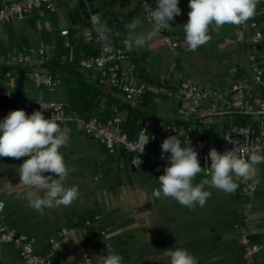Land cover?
Wrapping results in <instances>:
<instances>
[{
    "label": "crops",
    "instance_id": "obj_1",
    "mask_svg": "<svg viewBox=\"0 0 264 264\" xmlns=\"http://www.w3.org/2000/svg\"><path fill=\"white\" fill-rule=\"evenodd\" d=\"M7 1L0 0V6ZM188 3L189 0H179L181 14L174 21H169L173 31L182 37H185L183 25L189 18ZM40 22L41 30L36 28L34 20L0 24V73L12 72L8 86L19 97L66 99L67 87L65 84L51 93L43 86L27 81L25 76L20 81L23 69L10 64V54L23 50L33 52L46 44L50 56L47 68L50 69L56 56L57 39H66L61 31L69 30V40L82 38L84 43H88L94 40L97 29L105 24L112 31V37H118L115 44L130 55V59L121 66L134 72L135 83L143 81L142 72L149 79L146 103L141 107L130 105L145 112L147 120L144 125H148L149 131H157L172 121H184L175 99L169 95L184 79L207 83L217 89L243 78L254 83L247 46L236 41L237 26L225 25L218 31L213 26L209 43L196 51L187 48L179 59H175L160 33L143 47H133L131 51L126 47L124 41L130 30L138 37L153 31V26L144 19L139 0H60L57 12ZM133 23L136 24L134 30L131 29ZM261 28L264 33V19ZM42 30L48 32L46 42L42 38ZM259 56L264 60V45ZM3 82L0 77V84ZM106 91L111 97L110 112L118 108L125 122L129 110L121 107L127 102L120 93ZM156 96L162 99L157 106L153 104ZM107 102V98L102 99L98 113L105 111ZM5 110L6 105L0 100V117ZM232 120L230 116H207L202 120L185 121L192 126L195 135L219 140L225 125ZM257 121V118L249 117V122ZM213 127L217 129L215 134L209 133ZM60 151L67 165L74 169L69 173L65 186H78L79 197L68 207L43 208L40 211L30 207L26 198L29 189L19 185L18 167L27 157H0V199L6 203L7 222L34 237L35 247L41 253L47 251L52 236L59 231L67 233L55 254L56 264H81L82 248L93 254L91 264H103L104 240L83 227V221L96 214L102 217V225L116 244L123 264H170L165 250H175L176 247L187 249L196 257L198 264H246L241 256L239 234L234 227L238 209L244 201L241 178L235 177L239 187L231 194L206 186L205 190L211 192L210 198L203 207L197 205L189 210L171 198L154 197V190L160 186L158 178L161 174L157 169L134 170L126 157L108 151L97 139L72 134L69 146ZM258 168L259 182L254 183L257 190L252 198L253 211L248 224L252 242L258 249L257 264H264V164ZM205 178L211 177L201 172L193 183L198 184ZM0 264L25 263L12 246L6 245Z\"/></svg>",
    "mask_w": 264,
    "mask_h": 264
},
{
    "label": "built area",
    "instance_id": "obj_2",
    "mask_svg": "<svg viewBox=\"0 0 264 264\" xmlns=\"http://www.w3.org/2000/svg\"><path fill=\"white\" fill-rule=\"evenodd\" d=\"M146 23L153 26L150 12L156 7L154 0H139ZM60 0H9L0 6V24L17 21L34 20L36 28L41 30L40 20L57 12ZM264 19V0H260L257 14L245 24L237 26L236 41L245 43L247 54L254 74V83L247 78L239 79L231 85L217 89L207 83H196L191 79L182 80L169 95L173 96L184 121H172L157 131H149L148 125L131 137L122 130L123 119L118 108L112 109L107 118L93 114L89 118L81 116L74 110H68L66 99L45 100L33 97H19L8 86L12 79L11 71L1 72L4 82L0 84V100L6 105V110L0 117L10 111L23 109L31 115L34 111H43L45 118H56L61 127L67 126L72 134H83L97 139L108 151L125 153L132 169H159L164 174V168L169 165L165 154L161 159L162 142L169 136L177 135L181 146L186 147L188 139L191 147L198 152V159L202 168H209L211 161L208 153L212 148L223 154L225 151L237 149L240 155L247 157L253 151L264 153V60L259 53L264 45V33L261 21ZM154 27V26H153ZM69 30L61 31L65 36L64 43L70 46ZM160 35L175 59H179L188 48L184 37L178 36L173 29H162ZM107 39L98 32L94 42L99 44L97 55L88 56L84 52L79 55L77 70L85 74L88 79L106 89L120 93L127 103L143 106L146 102L148 84L145 81L134 82V72L122 67L121 63L130 59V55L123 47L112 40V31L105 33ZM12 65L22 68L27 81L37 83L49 92L55 93L65 85L61 75H54L47 65L50 63L48 46L42 44L35 51L23 50L9 55ZM41 104H39V103ZM162 102L156 96L154 105ZM42 106V108H41ZM245 115L258 119L257 123L248 122L230 125L225 128L219 140L206 136H197L193 128L185 120H202L207 116ZM149 136V142L144 151L139 152L142 144L143 132ZM202 145V147H201ZM138 158L142 161L138 164ZM210 175L208 172H203ZM257 186L252 182H244L242 186L243 203L238 209V220L234 223L239 234L241 256L246 264H257V247L253 244L249 229V218L253 211L252 198ZM6 203L0 199V259L4 246H12L25 264H56L55 254L59 250L66 232L59 231L49 240L46 252H38L35 239L22 230L11 226L5 215ZM83 227L92 230L103 240L104 256L110 251L117 253L116 244L102 225V217L98 214L83 221ZM93 254L87 248L80 250L81 264H91Z\"/></svg>",
    "mask_w": 264,
    "mask_h": 264
},
{
    "label": "clouds",
    "instance_id": "obj_3",
    "mask_svg": "<svg viewBox=\"0 0 264 264\" xmlns=\"http://www.w3.org/2000/svg\"><path fill=\"white\" fill-rule=\"evenodd\" d=\"M259 2L260 0H189V18L183 25L185 43L191 51H196L211 41L210 28L213 26L218 31L225 25L245 24L257 14ZM178 4L179 0H156V7L150 12L153 31L138 37L131 34L130 30L124 41L128 50L143 47L147 41L158 36L162 29H174L169 21H174L181 14ZM92 19L95 20L96 16L93 15ZM135 27L136 24L133 23L131 29L134 30ZM97 30L107 39L106 24ZM70 132L71 129L61 127L56 118H45L43 111H34L28 115L23 109L14 110L0 120V157H27L18 167L19 185L29 189L26 198L30 207L36 211L68 207L79 197L78 186H65L69 173L74 169L67 165L60 151L69 146ZM142 132V144L138 150L141 153L150 140L146 131ZM190 145L191 141L188 139L187 146L182 147L177 135L169 136L162 142L160 158L164 159L165 154L170 153L167 157L169 165L158 178L160 186L153 192L155 198H171L193 210L197 205L203 207L210 198L211 192L205 190L206 186L231 194L239 187L235 177L241 178L243 182H259L258 165L264 164V153L253 151L245 157L236 148L223 154L212 148L208 153L210 167L202 168L198 152ZM141 162L138 158V164ZM205 171L211 178L194 184L197 174ZM165 255L170 257V264H198L196 257L184 248L167 249ZM103 264H123V257L110 251L104 257Z\"/></svg>",
    "mask_w": 264,
    "mask_h": 264
},
{
    "label": "trees",
    "instance_id": "obj_4",
    "mask_svg": "<svg viewBox=\"0 0 264 264\" xmlns=\"http://www.w3.org/2000/svg\"><path fill=\"white\" fill-rule=\"evenodd\" d=\"M31 25L34 24L31 23ZM42 38L45 42L48 40L47 31L42 30ZM112 40L115 43L118 40V37L114 36L112 37ZM81 52H84L88 56L97 55L99 52V44H96L94 41L84 43L82 38H71L70 46H66L64 40L58 38L56 56L51 62L49 68L54 75H58L59 73L63 74V80L67 87L66 101L68 110H74L85 118H89L93 114L99 115L102 118H107L110 114V94L107 93L104 86L91 82L85 74L80 73L77 70L79 55ZM24 76L25 72L22 70L20 81L23 80ZM141 78L146 83L149 81L148 77L145 76L143 72L141 73ZM103 98H107L108 102L106 103L105 111L98 113L97 109L101 106ZM118 105L120 107L119 103ZM130 105V103H127L121 107H126L129 110V116L127 120L123 122L122 130L127 132L131 137H135L143 128L147 116L145 112L133 108ZM248 122V116L236 115L233 117L232 121H229L225 125V128L230 125L245 124ZM216 130V127H213L209 133L215 134ZM120 154L127 158L125 153L122 152Z\"/></svg>",
    "mask_w": 264,
    "mask_h": 264
}]
</instances>
